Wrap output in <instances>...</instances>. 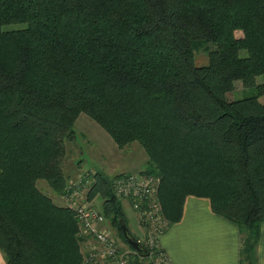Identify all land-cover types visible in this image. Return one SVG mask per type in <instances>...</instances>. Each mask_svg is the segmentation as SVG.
Segmentation results:
<instances>
[{
    "label": "trees",
    "instance_id": "obj_1",
    "mask_svg": "<svg viewBox=\"0 0 264 264\" xmlns=\"http://www.w3.org/2000/svg\"><path fill=\"white\" fill-rule=\"evenodd\" d=\"M199 41L203 66L193 55ZM236 82L254 95L228 102ZM259 97L264 0H0L4 263L99 264L88 261L95 242L74 209L38 187L42 181L62 195L71 189L62 163L74 121L85 114L116 146L140 144L143 172L159 177L154 194L167 225L181 219L186 196L207 198L215 214L237 225L241 264H257L264 223ZM92 184L89 200L102 197L105 224L123 240L124 200L108 176L95 174ZM147 252L129 264L165 256L157 243Z\"/></svg>",
    "mask_w": 264,
    "mask_h": 264
},
{
    "label": "rangeland",
    "instance_id": "obj_2",
    "mask_svg": "<svg viewBox=\"0 0 264 264\" xmlns=\"http://www.w3.org/2000/svg\"><path fill=\"white\" fill-rule=\"evenodd\" d=\"M22 26L24 25L10 24L6 27L16 28ZM204 47V42L199 41L195 44L193 55H195V64L198 66H203L207 63L206 52H204ZM207 48L212 49V45H209ZM255 81L259 84L263 81V79L262 77H256ZM254 93L255 91L253 90V88H244L242 84L236 82L234 90H230V92L227 93L226 100L228 102H232L236 99H241L243 97L254 95ZM258 101L260 103H264V97H259ZM74 122V139L71 142H68L65 147L66 156L63 159L62 163L63 173H65L66 178L72 180L81 176H85L87 180L91 181V185L86 192V200L88 201V204L90 203V205L93 206L94 209H96L101 214V216H103L100 211L102 197L98 194H95L93 195L91 200H89L88 198V193L93 185L92 183H94L95 180V174L97 175L98 173H100L101 175L108 176L111 181L116 175H137L139 173L146 174L143 171L147 166L145 165L147 159L145 157L142 147L138 142L133 141L123 147L116 146L115 143L112 141L111 137L94 120H92L87 115L80 114ZM111 174L112 176H110ZM150 175L153 176L154 179H156V183L159 184V177L153 174ZM69 179H67L66 181H68ZM38 187L44 192H47V194H49L50 198H52L55 204L59 206L61 205L63 207L64 205H66L63 195L52 193V191L49 190L45 182L39 181ZM156 190L157 187L155 189V192ZM123 211L129 231L135 238L142 240L143 232H141L142 230L139 227L136 217L132 216L133 214L130 207L127 205V207H124ZM162 218L163 217L159 219L162 221L164 219ZM106 224L108 226L109 222L107 221ZM108 227L110 228V226ZM168 227L169 224L166 226L165 230ZM111 230L112 232L110 230L109 231L111 232V234L113 233L115 239L118 242V246L122 249L131 251V253L128 254V257L131 256V258H135V256L137 255L136 252L131 247H129V245H127V242L124 238L122 240L119 237L117 229L115 228L114 230ZM159 255L160 254H158V257H160ZM165 257L166 256H164V258ZM146 258L148 259V257Z\"/></svg>",
    "mask_w": 264,
    "mask_h": 264
},
{
    "label": "built area",
    "instance_id": "obj_3",
    "mask_svg": "<svg viewBox=\"0 0 264 264\" xmlns=\"http://www.w3.org/2000/svg\"><path fill=\"white\" fill-rule=\"evenodd\" d=\"M67 183L70 184L71 189L63 195L65 204L74 209L82 231L89 234L95 242L94 245L89 246L88 261L129 264L128 254L131 251L119 248L116 239L103 221V216L86 200V192L91 181L81 176L68 180ZM156 187V179L150 174H121L114 176L111 181L114 196L126 201L136 217L143 232L142 240H138L146 249L156 246L159 236L163 234L167 226L160 203L154 194ZM161 217L164 218L162 221L159 219ZM159 254L160 257L158 255L153 257L154 264H169L162 254Z\"/></svg>",
    "mask_w": 264,
    "mask_h": 264
},
{
    "label": "crops",
    "instance_id": "obj_4",
    "mask_svg": "<svg viewBox=\"0 0 264 264\" xmlns=\"http://www.w3.org/2000/svg\"><path fill=\"white\" fill-rule=\"evenodd\" d=\"M121 203L122 208L128 205L126 201ZM180 218L169 225L157 243L169 264H241V235L237 225L215 214L207 198L186 196ZM259 227L254 252L257 264H264V223ZM4 262L0 250V264Z\"/></svg>",
    "mask_w": 264,
    "mask_h": 264
},
{
    "label": "water",
    "instance_id": "obj_5",
    "mask_svg": "<svg viewBox=\"0 0 264 264\" xmlns=\"http://www.w3.org/2000/svg\"><path fill=\"white\" fill-rule=\"evenodd\" d=\"M119 228L121 230L120 233H122L123 238L127 242V245H129L137 255L140 257H145L148 255L147 249L141 244V242L135 238L129 229L127 228L125 222L123 219H119Z\"/></svg>",
    "mask_w": 264,
    "mask_h": 264
}]
</instances>
